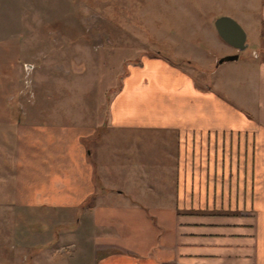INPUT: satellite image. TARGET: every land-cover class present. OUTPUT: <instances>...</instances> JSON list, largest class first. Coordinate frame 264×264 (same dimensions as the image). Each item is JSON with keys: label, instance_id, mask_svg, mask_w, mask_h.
Segmentation results:
<instances>
[{"label": "crops", "instance_id": "obj_1", "mask_svg": "<svg viewBox=\"0 0 264 264\" xmlns=\"http://www.w3.org/2000/svg\"><path fill=\"white\" fill-rule=\"evenodd\" d=\"M210 1L217 16L244 30V54L213 26L216 55L201 50L182 66L168 54L187 57L169 41L166 54L129 63L107 114L96 118L112 142L98 136L94 150L86 149L83 139L97 133L83 117L60 134L33 130L36 150L26 153L25 130L16 123L18 168L33 170L31 180L18 173L16 186L24 195L28 183L39 200L87 202L92 264H264V0ZM226 53L237 57L218 62ZM184 68H243L253 85L245 78V89L230 92L214 78L199 87ZM117 138L127 144L117 148ZM107 171L124 172L125 180L106 188Z\"/></svg>", "mask_w": 264, "mask_h": 264}, {"label": "rangeland", "instance_id": "obj_2", "mask_svg": "<svg viewBox=\"0 0 264 264\" xmlns=\"http://www.w3.org/2000/svg\"><path fill=\"white\" fill-rule=\"evenodd\" d=\"M200 2L207 6L201 8ZM216 5L210 0H0V264H92L96 256L85 230L90 225L86 201L39 200L28 183L24 195L16 186L18 173L31 180L33 171L18 168L16 123L24 127L26 153H32L33 130L56 128L60 134L83 117L90 125L102 122L128 64L140 63L142 55L166 54V42L187 57L168 54L182 66L201 50L216 55L218 47L209 38L217 36L212 31ZM184 69L199 87L217 78L230 92L246 88L243 68ZM21 113L24 118L16 121ZM94 128L97 134L83 139L86 149L94 150L98 136L112 142L106 126ZM127 141L117 138L115 146ZM99 156L104 162V151ZM107 178L110 189L125 180V173L107 171Z\"/></svg>", "mask_w": 264, "mask_h": 264}, {"label": "water", "instance_id": "obj_3", "mask_svg": "<svg viewBox=\"0 0 264 264\" xmlns=\"http://www.w3.org/2000/svg\"><path fill=\"white\" fill-rule=\"evenodd\" d=\"M214 26L218 35L238 50L245 48V32L242 27L230 16L219 15L214 19ZM237 53L226 54L218 58V62L235 59Z\"/></svg>", "mask_w": 264, "mask_h": 264}, {"label": "clouds", "instance_id": "obj_4", "mask_svg": "<svg viewBox=\"0 0 264 264\" xmlns=\"http://www.w3.org/2000/svg\"><path fill=\"white\" fill-rule=\"evenodd\" d=\"M253 55H256L255 53H253Z\"/></svg>", "mask_w": 264, "mask_h": 264}]
</instances>
